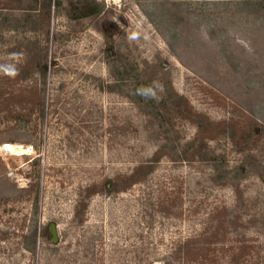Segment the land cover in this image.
Listing matches in <instances>:
<instances>
[{
	"label": "rangeland",
	"instance_id": "374dc122",
	"mask_svg": "<svg viewBox=\"0 0 264 264\" xmlns=\"http://www.w3.org/2000/svg\"><path fill=\"white\" fill-rule=\"evenodd\" d=\"M103 1L108 11L106 19L116 27V42L134 52L138 61L148 62L154 55L165 58L166 67L171 68L172 85L198 110L212 118L230 115L243 120L246 104L264 95V29L227 9L217 11L219 1L173 0V12L181 16L176 24L180 34L174 45L176 54L166 40V25L156 28L145 14L147 2ZM66 12L67 2L60 12L51 11L47 44L44 38H38L37 48L45 52L49 66L44 83L37 75L20 78L22 67L28 63L26 40L35 39L32 31L18 36L12 30L5 31L0 44V104L6 105L3 98L7 94L25 99L9 106L13 118L4 116L5 109L0 108V232L9 235L0 237V264H57L42 238L37 239L34 256L19 247L20 235L35 219L40 226L55 221L61 254L73 252L79 238L92 234L101 237L96 247L98 263H120L124 248L140 242L150 252L149 258H155L174 239L188 234L197 215L191 209L197 207L200 214L215 202H230L231 192L198 191L194 187L195 164H177L163 158L145 184H134L114 197L95 194L84 223H74L79 188L129 169L141 156L150 154L153 146L130 134L120 150L117 127L130 118L132 122L126 127L132 129L137 122L135 109L124 97L98 89V79L104 83L112 79L103 36L89 18L73 19ZM207 18L216 23L214 36L208 31ZM219 35L236 70L223 56L216 39ZM38 99H43V114ZM172 126L183 133V139L192 137L195 130L186 120H174ZM5 142L17 144L22 151L7 149ZM218 148L225 149L227 158H233L229 143L220 142ZM130 156L134 158L129 160ZM31 181L34 189L27 188ZM180 184L191 190L184 194L183 208L188 214L167 218L152 207L153 198L162 194L161 187L172 190ZM250 186L264 200V186L255 182ZM199 200L204 201L202 206L196 204ZM65 245L70 246L67 249ZM83 258L80 263L84 264L87 257ZM153 264L161 263L156 260Z\"/></svg>",
	"mask_w": 264,
	"mask_h": 264
},
{
	"label": "trees",
	"instance_id": "16d2710c",
	"mask_svg": "<svg viewBox=\"0 0 264 264\" xmlns=\"http://www.w3.org/2000/svg\"><path fill=\"white\" fill-rule=\"evenodd\" d=\"M217 1V11L227 9L264 29V0ZM66 2L68 16L73 19L89 18L103 36L108 72L112 79L105 83L98 79V89L124 97L135 109L133 117L137 122L134 121L133 128L126 127L132 122L130 118L123 120L125 125L117 127L120 150L125 147L130 134L141 137V142L145 140L148 145L153 146L150 154L141 156L129 169L116 171L99 182L92 181L79 188L74 206V223L78 226L84 223L90 200L95 194L114 197L134 184H145L163 158L177 164L191 163L197 167L194 187L201 192L207 189H229L230 202H215L200 214L197 213V207L191 209V212L195 211L197 214L192 220L193 227L188 234L174 239L159 256L149 258L150 252L140 242L133 247L124 248L123 257L117 264H153L156 260L161 264H264V200L250 186L252 182L264 186V95L258 96L253 103L246 104L247 115L243 120L230 115L212 118L207 112L198 110L185 93H180L172 85L171 68L166 67L168 62L165 58L154 55L149 63L146 59L140 62L134 52L116 42V27L111 19H106L108 11L103 0H0V44L4 42L3 35L8 30H12L16 36L20 32L32 31L35 36L32 41L26 40L29 42L27 47L20 45L21 48L24 47L25 59L28 61L27 67H22L20 78L26 79L32 74L45 82L49 66L45 52L42 53L37 48L38 38H44L45 45L47 44L49 15L53 10L60 12ZM143 2H147V7H143V10L155 27L166 25V40L176 54L174 45L180 36L176 24L181 16L173 12L175 2ZM166 3L168 5L165 7ZM217 11L213 13L221 16ZM174 16L177 18L174 19ZM207 20L208 31L214 36L216 23L214 21L212 24L210 18ZM216 39L221 44L224 58L236 70L231 53L223 47L224 38L219 35ZM18 44L15 43V46ZM50 63L54 61L51 60ZM153 81L163 85L162 92L157 90L159 99H145L137 94L138 88L150 85ZM0 95H3L1 91ZM3 101L6 105L1 103L0 108L5 109L4 116L13 118L9 106H13V103L21 104L25 99L7 94ZM38 106L43 114V99H38ZM177 119L186 120L194 126L192 137L183 139V133L173 129V121ZM211 142L214 144H210ZM220 142L230 144L229 150L233 153V158H227L225 149L218 148ZM133 158L130 156L129 160ZM27 188H35L32 181ZM189 188L183 184L179 187L175 185L172 190L161 187L162 194L153 198L152 207L167 218L187 215L188 211L184 212L183 204L184 194L191 191ZM191 199L193 201L192 197ZM203 202L199 200L196 204L202 206ZM148 213L153 214L152 211ZM8 236L7 233L0 232L1 238ZM20 236L19 247L30 256L37 253V239L42 238L47 243L46 249L50 251V256L57 258V264H70L71 261L73 264H83L80 263L83 257H87L84 264H101L97 262L99 247L96 248L101 239L99 235L90 234L84 239L79 238L78 247L65 254L60 253L58 242L51 241L49 222L40 226L38 219H35ZM79 245L82 247L79 248ZM69 246L64 247L68 249Z\"/></svg>",
	"mask_w": 264,
	"mask_h": 264
},
{
	"label": "clouds",
	"instance_id": "9594fccd",
	"mask_svg": "<svg viewBox=\"0 0 264 264\" xmlns=\"http://www.w3.org/2000/svg\"><path fill=\"white\" fill-rule=\"evenodd\" d=\"M13 74H15V70H13ZM157 90L162 92L163 85L158 81H153L150 85H145L138 88L137 94L145 99L157 100L159 99V97L157 96Z\"/></svg>",
	"mask_w": 264,
	"mask_h": 264
},
{
	"label": "water",
	"instance_id": "95a60500",
	"mask_svg": "<svg viewBox=\"0 0 264 264\" xmlns=\"http://www.w3.org/2000/svg\"><path fill=\"white\" fill-rule=\"evenodd\" d=\"M49 231L51 233V241L52 242H57L58 240V233L56 230V224L54 222H50L49 223Z\"/></svg>",
	"mask_w": 264,
	"mask_h": 264
},
{
	"label": "bare ground",
	"instance_id": "6f19581e",
	"mask_svg": "<svg viewBox=\"0 0 264 264\" xmlns=\"http://www.w3.org/2000/svg\"><path fill=\"white\" fill-rule=\"evenodd\" d=\"M3 146L6 147L7 149L11 150V151H14V152H15V151H18V152L22 151L21 148H17V147H18L17 144H13V143L5 142V143L3 144Z\"/></svg>",
	"mask_w": 264,
	"mask_h": 264
}]
</instances>
